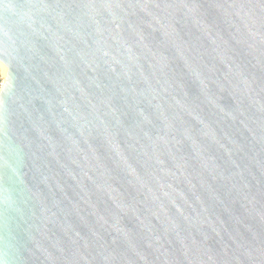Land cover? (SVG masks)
<instances>
[{
    "label": "water",
    "instance_id": "1",
    "mask_svg": "<svg viewBox=\"0 0 264 264\" xmlns=\"http://www.w3.org/2000/svg\"><path fill=\"white\" fill-rule=\"evenodd\" d=\"M0 264H264V0H0Z\"/></svg>",
    "mask_w": 264,
    "mask_h": 264
},
{
    "label": "rangeland",
    "instance_id": "2",
    "mask_svg": "<svg viewBox=\"0 0 264 264\" xmlns=\"http://www.w3.org/2000/svg\"><path fill=\"white\" fill-rule=\"evenodd\" d=\"M2 79H5V74H4V68H3V66H0V81Z\"/></svg>",
    "mask_w": 264,
    "mask_h": 264
},
{
    "label": "bare ground",
    "instance_id": "3",
    "mask_svg": "<svg viewBox=\"0 0 264 264\" xmlns=\"http://www.w3.org/2000/svg\"><path fill=\"white\" fill-rule=\"evenodd\" d=\"M0 66H3V64L0 62ZM4 67V66H3Z\"/></svg>",
    "mask_w": 264,
    "mask_h": 264
}]
</instances>
